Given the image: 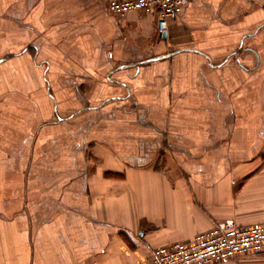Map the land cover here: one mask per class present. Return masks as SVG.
Returning <instances> with one entry per match:
<instances>
[{
  "label": "crops",
  "instance_id": "0c3cea01",
  "mask_svg": "<svg viewBox=\"0 0 264 264\" xmlns=\"http://www.w3.org/2000/svg\"><path fill=\"white\" fill-rule=\"evenodd\" d=\"M108 2L0 0V264L264 223V0H186L162 34Z\"/></svg>",
  "mask_w": 264,
  "mask_h": 264
},
{
  "label": "built area",
  "instance_id": "2783aa9c",
  "mask_svg": "<svg viewBox=\"0 0 264 264\" xmlns=\"http://www.w3.org/2000/svg\"><path fill=\"white\" fill-rule=\"evenodd\" d=\"M186 0H109L108 10L124 17L132 10L158 16V32L164 33ZM264 251V223L239 224L234 219L216 223L190 239L155 247L145 264H222Z\"/></svg>",
  "mask_w": 264,
  "mask_h": 264
},
{
  "label": "bare ground",
  "instance_id": "6f19581e",
  "mask_svg": "<svg viewBox=\"0 0 264 264\" xmlns=\"http://www.w3.org/2000/svg\"><path fill=\"white\" fill-rule=\"evenodd\" d=\"M166 244V243H165ZM157 247V246H156Z\"/></svg>",
  "mask_w": 264,
  "mask_h": 264
}]
</instances>
